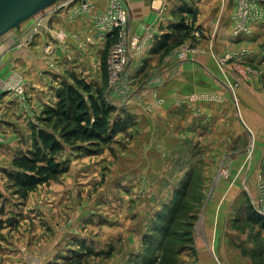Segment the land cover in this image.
Segmentation results:
<instances>
[{"label": "rangeland", "instance_id": "rangeland-1", "mask_svg": "<svg viewBox=\"0 0 264 264\" xmlns=\"http://www.w3.org/2000/svg\"><path fill=\"white\" fill-rule=\"evenodd\" d=\"M237 1L152 0L146 31L153 35L141 38L152 46L130 54L124 98L110 90L111 47L101 34H63L73 46L61 69L43 48L49 71L40 82L19 73L16 98L0 111L8 146L0 264H264L263 39L232 36ZM183 7L196 13L186 16L188 25L195 20L191 38L154 54ZM243 50L251 55L242 59ZM202 53L205 82L201 71L189 77L185 63ZM75 78L109 108L100 140L64 141V126L46 122L45 110L57 105L63 85L77 86ZM39 130L61 138L57 161L67 172L23 199L8 176Z\"/></svg>", "mask_w": 264, "mask_h": 264}, {"label": "crops", "instance_id": "crops-1", "mask_svg": "<svg viewBox=\"0 0 264 264\" xmlns=\"http://www.w3.org/2000/svg\"><path fill=\"white\" fill-rule=\"evenodd\" d=\"M129 12V35L142 37L147 34V27L153 21L151 2L152 0H123ZM84 3L89 5V10L81 12ZM56 4V3H55ZM54 4V5H55ZM110 0H59L54 8L35 15L29 20L5 33L0 37V111L2 102L16 98L13 88L19 84V73L25 75L33 82L41 81V75L48 76L49 71L44 66L48 65V58L43 52V48L53 44L56 48L58 69L66 64L67 50L71 49L73 43L67 38L59 40L60 34H99L94 26V17L99 13H104L109 9ZM37 16V17H36ZM83 36V35H82ZM262 41L264 44V31L257 30L251 39ZM142 39V40H143ZM245 39V38H244ZM249 39V38H246ZM146 40V39H144ZM145 42V41H144ZM261 43V42H260ZM42 46V47H41ZM144 53H147L151 46L144 45ZM205 53L202 57L188 60L186 72L190 73L192 79L196 77V72L201 71L203 81H207L205 71ZM178 62V58H174ZM42 73L46 74L43 75ZM188 76V74H187ZM28 83V82H27ZM205 84V83H204ZM30 85V84H29ZM192 86H194L192 84ZM10 92L8 96L6 93ZM10 102V103H11ZM1 130V129H0ZM1 133V132H0ZM16 146V145H15ZM13 145L9 144L12 149ZM8 146L0 140V165L2 163V150H7ZM8 158V157H6ZM11 254V251H8Z\"/></svg>", "mask_w": 264, "mask_h": 264}, {"label": "trees", "instance_id": "trees-1", "mask_svg": "<svg viewBox=\"0 0 264 264\" xmlns=\"http://www.w3.org/2000/svg\"><path fill=\"white\" fill-rule=\"evenodd\" d=\"M180 9L183 12L182 16H178V22L171 24L167 32L155 43L154 54L167 52L174 47L183 45L191 38L195 31V20L188 25L186 16L190 14L196 19V13L189 7ZM107 40L110 48L115 42V38L109 37ZM75 81L77 86L63 85L62 89L58 91L57 105L47 108L44 112L46 122L57 120L59 126H64V135L62 136L64 141H69L71 139L69 136L75 137L76 135L84 136L89 140H100L102 138L100 132L106 129L109 108L105 104V100L104 107L99 104L98 99H102L100 93L97 94L98 98L91 95L92 87L90 85L77 78ZM80 88L89 94V101L79 90ZM67 131H72V133L66 134ZM60 139L52 133L39 130L33 136L34 148L29 153L17 156L13 160L12 167L16 169V172L9 173V181L19 189L23 199L52 178L67 172V168L57 161V156L65 149ZM5 225L0 220V230Z\"/></svg>", "mask_w": 264, "mask_h": 264}, {"label": "built area", "instance_id": "built-area-1", "mask_svg": "<svg viewBox=\"0 0 264 264\" xmlns=\"http://www.w3.org/2000/svg\"><path fill=\"white\" fill-rule=\"evenodd\" d=\"M88 10L89 5L84 3L81 12ZM94 26L102 38H115V42L108 53L109 87L115 94L124 98L125 93L122 94L121 89L124 87L122 85L123 79L127 77L125 76V69L129 65L131 66V63L128 65L129 56L132 54L137 58L142 53L144 41L141 40V37L129 35V12L123 0H110L109 9L94 17ZM257 30L264 31V0H238L233 14L232 36L242 39L251 38ZM151 33L153 32L147 31L146 37L150 38L153 35ZM58 39L64 40L65 36L60 34ZM55 50L53 44L45 47V53L49 56H53ZM185 55L186 52L183 51L179 54V57L183 58ZM250 55V51L243 50L240 57L244 59ZM130 60H133V57H130ZM128 72L126 69V73ZM18 91L22 94L21 89ZM260 203L258 212L264 217V196L261 198Z\"/></svg>", "mask_w": 264, "mask_h": 264}, {"label": "water", "instance_id": "water-1", "mask_svg": "<svg viewBox=\"0 0 264 264\" xmlns=\"http://www.w3.org/2000/svg\"><path fill=\"white\" fill-rule=\"evenodd\" d=\"M59 0H0V37Z\"/></svg>", "mask_w": 264, "mask_h": 264}, {"label": "bare ground", "instance_id": "bare-ground-1", "mask_svg": "<svg viewBox=\"0 0 264 264\" xmlns=\"http://www.w3.org/2000/svg\"><path fill=\"white\" fill-rule=\"evenodd\" d=\"M180 60H182V59H180Z\"/></svg>", "mask_w": 264, "mask_h": 264}]
</instances>
